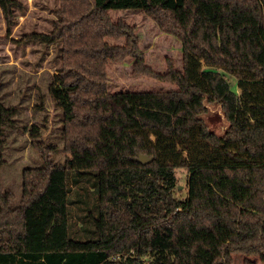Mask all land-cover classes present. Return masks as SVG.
<instances>
[{
	"label": "trees",
	"instance_id": "obj_1",
	"mask_svg": "<svg viewBox=\"0 0 264 264\" xmlns=\"http://www.w3.org/2000/svg\"><path fill=\"white\" fill-rule=\"evenodd\" d=\"M0 7L11 29L24 6ZM111 10H143L180 40L183 68L166 76L180 89H109L110 64L132 58L135 74L152 72L136 27ZM58 14L50 33L27 39L62 47L48 92L70 155L56 162L54 147L34 142L48 179L27 202L0 195V264L264 262V0H61ZM211 104L223 134L208 125ZM14 114L0 98V168Z\"/></svg>",
	"mask_w": 264,
	"mask_h": 264
},
{
	"label": "rangeland",
	"instance_id": "obj_2",
	"mask_svg": "<svg viewBox=\"0 0 264 264\" xmlns=\"http://www.w3.org/2000/svg\"><path fill=\"white\" fill-rule=\"evenodd\" d=\"M24 10L11 29L8 28L0 7V98L15 108L13 125L7 128L3 164L0 168V195L12 194V204L27 202L45 186L48 170L42 167L43 159L34 142L54 147L52 158L64 162L70 153L64 148L63 112L48 92L53 74L62 67V47L46 44L27 37L34 32L50 33L58 19L61 0H21ZM116 21L124 19L136 27L140 47L147 63L152 67L149 74H135L134 60L128 58L108 67L111 91H171L180 89L177 83L166 78L170 65L183 68V47L174 35L162 30L157 22L143 10H111ZM117 42H122V39ZM233 90L239 92L238 78L225 73ZM44 101V103H42ZM205 116L210 129L223 134L228 121L221 107L210 105ZM37 126L40 135H31ZM176 196L187 195L185 169H177ZM182 186V188H180ZM249 258L264 264L259 256L234 253L232 264H244Z\"/></svg>",
	"mask_w": 264,
	"mask_h": 264
},
{
	"label": "water",
	"instance_id": "obj_3",
	"mask_svg": "<svg viewBox=\"0 0 264 264\" xmlns=\"http://www.w3.org/2000/svg\"><path fill=\"white\" fill-rule=\"evenodd\" d=\"M139 159H140L141 162L147 163L151 159V157H149L146 154L141 153L140 156H139ZM180 188H182V186H180Z\"/></svg>",
	"mask_w": 264,
	"mask_h": 264
}]
</instances>
